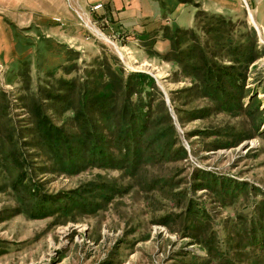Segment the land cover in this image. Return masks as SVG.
Segmentation results:
<instances>
[{
	"label": "rangeland",
	"instance_id": "1",
	"mask_svg": "<svg viewBox=\"0 0 264 264\" xmlns=\"http://www.w3.org/2000/svg\"><path fill=\"white\" fill-rule=\"evenodd\" d=\"M99 3L103 8L94 10ZM200 9L232 19L235 39H246L242 33L253 27L264 48V0H0V12L7 14V24L0 26V264H218L201 242L203 231H216L219 247L231 237L229 248L237 249L240 264H264L252 249L243 250L247 240L239 231L264 197L259 194L264 193V57L249 69L246 105L253 103L247 113L214 112L190 120V111L213 103L177 93L192 79L160 55L171 50L166 37L175 28L195 26ZM209 21L216 22L203 18L201 26ZM201 37L205 45L209 38ZM106 54L126 73L144 71L156 79L187 158L143 166L134 177L102 168L44 173L37 165L49 167V156L20 145L33 125L32 100L40 98L42 87L82 74ZM63 65L74 70L66 73ZM59 111L57 104H47L52 120L71 131L73 113ZM240 132L253 138L215 149ZM15 151L29 156L27 186L15 182L24 171L13 162ZM199 169L259 190L253 198L242 193L223 201L219 194L194 189ZM32 178L42 196L76 191L80 196L43 203L30 194ZM191 198L208 214L195 227L183 212ZM41 206L54 214L39 218ZM164 217L168 225L161 222Z\"/></svg>",
	"mask_w": 264,
	"mask_h": 264
},
{
	"label": "trees",
	"instance_id": "2",
	"mask_svg": "<svg viewBox=\"0 0 264 264\" xmlns=\"http://www.w3.org/2000/svg\"><path fill=\"white\" fill-rule=\"evenodd\" d=\"M208 17L216 22L209 21L201 26L202 19ZM195 18L194 27H177L166 37L171 41V50L160 55L177 63L180 73L192 79L191 86L177 93L188 92L213 103V106L190 111L189 119L205 118L214 112L247 113L253 103L246 105L250 96L247 89L249 69L264 57L256 30L247 26L246 33L241 35L246 39H235L238 29L232 19L202 9L197 11ZM202 33L214 43L211 45L208 41L204 45ZM63 69L71 73L74 67L63 65ZM40 93V98L33 99L29 106L33 124L28 127L30 135L24 136L20 145L39 148L49 156V167L37 165L44 173L74 175L88 168H102L123 170L134 177L143 166L187 158V150L180 143L175 121L156 79L144 71L126 73L113 55L106 54L95 64L85 67L80 75L57 79L55 84L42 87ZM48 103L57 104L61 114L73 113L71 131L52 120L47 112ZM179 120L183 122L182 117ZM251 138L253 135L240 132L233 141L220 143L215 149L231 148ZM13 145L16 148L19 142L14 141ZM11 156L16 166L24 170L15 182L27 186L29 176L25 166L30 162L29 156L16 151ZM195 178L196 191L219 194L223 201L238 198L242 193L253 198L259 190L246 181L208 170H197ZM31 186L30 194L43 203H58L65 198L76 200L80 196L78 191L74 195L42 196L34 178ZM259 194L264 196L261 191ZM36 210L39 218L54 214L43 206ZM183 212L193 227L208 217L203 204L194 198L188 200ZM168 218L164 217L161 222L168 225ZM239 231L247 240L243 250L252 249L258 254L260 263L264 262V197L255 201L253 211L244 219ZM203 234L201 242L210 260L218 264H240L236 258L237 249L229 248L231 237L224 240L226 247H219L220 244L215 245L218 243L216 231H203Z\"/></svg>",
	"mask_w": 264,
	"mask_h": 264
},
{
	"label": "crops",
	"instance_id": "3",
	"mask_svg": "<svg viewBox=\"0 0 264 264\" xmlns=\"http://www.w3.org/2000/svg\"><path fill=\"white\" fill-rule=\"evenodd\" d=\"M206 5V4H205ZM205 5H204V7H205ZM206 9H207V7H206ZM5 16H7V14L6 13H2V12H0V26H2V25H4V24H7L6 22H5ZM264 27V26H263Z\"/></svg>",
	"mask_w": 264,
	"mask_h": 264
},
{
	"label": "built area",
	"instance_id": "4",
	"mask_svg": "<svg viewBox=\"0 0 264 264\" xmlns=\"http://www.w3.org/2000/svg\"><path fill=\"white\" fill-rule=\"evenodd\" d=\"M101 8H103V4H102V3L96 4V5L93 7L94 10H100Z\"/></svg>",
	"mask_w": 264,
	"mask_h": 264
},
{
	"label": "water",
	"instance_id": "5",
	"mask_svg": "<svg viewBox=\"0 0 264 264\" xmlns=\"http://www.w3.org/2000/svg\"><path fill=\"white\" fill-rule=\"evenodd\" d=\"M249 16L251 17V14L249 12ZM256 26V25H255ZM256 28L258 29V27L256 26ZM166 94V93H165ZM167 95V94H166ZM167 102H169V99L167 98Z\"/></svg>",
	"mask_w": 264,
	"mask_h": 264
}]
</instances>
